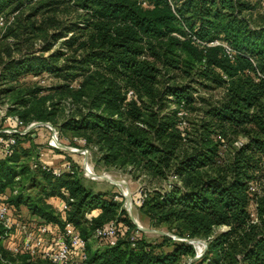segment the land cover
<instances>
[{
	"label": "trees",
	"instance_id": "trees-1",
	"mask_svg": "<svg viewBox=\"0 0 264 264\" xmlns=\"http://www.w3.org/2000/svg\"><path fill=\"white\" fill-rule=\"evenodd\" d=\"M146 1L148 6L136 0H0V13L26 2L34 4L32 15L55 11L64 2L81 12L79 21L46 33L43 50L50 49L49 38L57 39L63 30L71 33L64 44L74 49L65 63L57 64L63 53H32L5 66L12 74L45 71L64 80L59 87L73 109L61 129L84 133L86 145L99 150L105 166L159 184L176 176L169 187L148 191L139 208L153 224L168 226L185 240L163 235L162 242H150L140 235L132 246L128 236L135 224L126 210L86 187L75 176V165L60 176L38 169L43 183L32 197L13 183L28 169L19 171L9 159H0V192L17 186L10 198L16 209L25 206L31 216L50 222L60 215L44 196L67 199V219L87 239L97 226L111 219L121 222L125 228L116 245L92 248L88 243L93 264H182L195 255L189 238L207 243L192 264H264V189L256 215L249 211L250 183L255 172H264V24H250L243 12L251 7L244 0ZM47 22L60 23L54 16ZM213 40L227 42L234 58H227L221 45L207 44ZM199 79L222 88L223 96L207 106L205 118L186 120L181 127L177 109L195 101L191 84ZM36 93L18 97L28 107L24 115L15 114L25 123L52 121L53 111ZM216 129L248 134L247 142L222 163L219 142L212 139ZM93 209L100 210L93 219L102 223L85 235L76 219ZM0 244L3 256L16 264H51L32 263L25 255L14 258L1 239Z\"/></svg>",
	"mask_w": 264,
	"mask_h": 264
},
{
	"label": "rangeland",
	"instance_id": "rangeland-1",
	"mask_svg": "<svg viewBox=\"0 0 264 264\" xmlns=\"http://www.w3.org/2000/svg\"><path fill=\"white\" fill-rule=\"evenodd\" d=\"M168 1L171 5H173V3H175L177 0ZM244 1L249 3L251 7L249 10L243 12L250 24H264V0ZM32 5H34L33 2H26L19 7H7L3 12L0 13V106L2 108L8 109V114L16 113L18 111L20 114L24 115V111L26 109L25 107L28 106H23L20 102H18L17 98L37 92L36 96L45 97L44 106L48 110L50 109L53 111V120L41 121L35 119V122H49L51 126L58 132L59 141L62 143V145H65L68 148L50 147L48 145V141L51 136V131L46 126H38L33 131H31L29 136H25L23 139L21 138L18 140V145L14 150V154L8 160L12 161V164L15 163L19 171L22 168H27L29 171V173L24 175L17 174V177L14 178L13 183L19 186L24 195L30 194L32 197H34L38 192L41 191V184L43 182L39 179L40 176L35 174L38 168H30L31 162H43L47 163L51 167L57 168L61 167L63 162L70 160L71 163L75 165L74 168L77 170V174L75 176L86 187H91L93 191L105 193L107 195L106 197L113 198L119 204L120 208H124L126 210L128 216V209L131 211V214L137 219V223L139 225L144 228L153 229V231L142 230L140 235L144 237V239L150 242H162L163 235L158 231L165 232L166 236L173 235L181 239L182 237L180 238L177 236V234H175L174 229L168 226L153 224V222L148 217L142 215L141 209L139 208V195L143 192L151 191L154 188H162L167 186L170 181L173 180L171 178V174L168 175L166 180L159 184L157 182H149L144 180L142 177L133 178L122 168L105 166L99 159V150L96 147H90L86 145V135L84 133H75L61 129V124L73 109L72 106H70L68 99L62 95V91L59 87L65 83L64 80L45 71L37 74L26 71L12 74L6 69L5 65L8 62L18 61L24 56L32 53L35 55H43L45 57L53 53H63V56H60L57 59V64L62 65L65 63V59L68 57V55H71V52L74 49V47L69 48L66 44H64V41L71 35L70 32L65 30L61 32L62 34L60 36H57V39L52 40L49 38V40L52 42L50 49L43 50V47L46 43L48 33L52 34L54 32H59L62 30L64 25L66 26L68 23L79 21L80 19L78 18V14L81 12H77V10H75L71 4L64 2L59 4L55 11L39 12L38 14L32 15ZM52 16L56 17L60 23L54 26H47L48 18ZM32 24L33 26H31ZM38 25L47 27V32L44 30H36V26ZM10 28L14 29V31H11ZM76 33L80 32L77 31ZM178 80L180 79L178 78ZM72 84L75 85L76 82H72ZM191 85L195 89L193 92L195 101L185 107L187 112L185 119L187 121L199 122L201 119L205 118L204 111L207 106L211 103L214 104L216 101L221 99L223 96V89L215 87L213 84L202 79L193 82ZM172 107L175 108L177 106L172 105ZM177 110H179V107ZM212 139L219 142V162L222 163L224 160L232 157L236 148L247 142L248 134L243 131L236 133L228 131L226 134H223L218 129H216L212 134ZM70 148H78V150L81 151L87 150V153L85 155L80 151H72ZM85 156L87 157V164L91 167L93 173L96 175H107L111 180L117 182V184L107 179L100 177L93 178L87 175L83 166V159ZM255 175V179L250 183L254 187V190H251L252 195L249 202V211L253 217L256 215L257 199L259 196H262L264 189V172H255ZM31 177L34 178L33 181H30ZM125 194L129 196L130 205ZM44 197L47 202L51 204L52 198L55 196ZM57 198L58 202H53L55 204L57 215H60L58 209L62 201L67 204V211L70 213L71 208L69 201L64 198ZM98 210L99 209H93L91 211H87L83 214L82 218L76 219L82 233L85 235H88L91 232V229L94 225L102 223V221H96L93 219L95 216H97L95 213ZM20 211L23 216L28 217L29 211L27 212L25 206H22ZM51 222H54L59 226L61 225L60 220L56 221V219H53ZM221 229H223V227L217 229V231H220ZM189 239L205 240L203 238ZM189 239H187V241L190 243ZM102 243V241L91 240L90 246L92 248L97 247V245L103 246ZM192 245L199 250L202 249L201 243L192 242ZM192 258L193 257H187L186 259L185 257L184 260H186L183 261L182 264H187V261ZM37 260L42 259L31 260V262L36 263Z\"/></svg>",
	"mask_w": 264,
	"mask_h": 264
},
{
	"label": "built area",
	"instance_id": "built-area-1",
	"mask_svg": "<svg viewBox=\"0 0 264 264\" xmlns=\"http://www.w3.org/2000/svg\"><path fill=\"white\" fill-rule=\"evenodd\" d=\"M142 6H148L146 0H136ZM210 46L221 45L227 58L233 59L235 50L225 41L213 40L207 43ZM128 95H133V91L129 90ZM6 108L0 106V159H9L14 154V150L18 145V140L28 136L31 131L40 125L32 121L25 123L17 114L7 113ZM179 117V126L186 125V110L183 104L179 106L177 111ZM51 136L48 145L53 148H59L62 144L59 141L58 132L48 125ZM54 132V133H52ZM55 139V141L53 140ZM70 150L80 151L86 154L87 150L81 151L78 148H70ZM30 168H38L43 171L51 172L54 176H60L63 172L71 171L73 164L71 161H65L61 167H51L47 163L31 162ZM172 181L176 180V176H171ZM171 181V182H172ZM171 183L167 185L170 186ZM250 190L254 187L250 185ZM18 192L17 186L12 188L6 187L0 192V226L3 229L0 239L3 249L12 257L25 255L28 260L42 259L51 264H93L89 262L87 246L93 241H102L105 246L116 245L119 237L123 235V225L117 219H111L101 226H97L90 238H84L78 228L67 219V204L62 201L58 211L60 214L61 225L46 221L36 215L25 217L21 211L17 210L11 202L12 195ZM147 196V192H143L139 196V202ZM142 230L135 226L134 230L129 232L128 239L131 245H135V241ZM173 239H179L171 235ZM101 246V245H97ZM191 259L187 264H191ZM17 261L11 260L0 251V264H16Z\"/></svg>",
	"mask_w": 264,
	"mask_h": 264
},
{
	"label": "water",
	"instance_id": "water-1",
	"mask_svg": "<svg viewBox=\"0 0 264 264\" xmlns=\"http://www.w3.org/2000/svg\"><path fill=\"white\" fill-rule=\"evenodd\" d=\"M36 125H48V126H51V124L49 123V122H37L36 123ZM52 133H54V132H52ZM61 147H64V148H68L67 146H65V145H63L62 146V144L60 145ZM86 155V154H85ZM86 163H87V157L85 156L84 157V159H83V166H84V170L86 169ZM98 177H100V178H103V179H107V180H110V181H113V180H111L110 179V177H108L107 175H98ZM114 183H117V182H115L114 181ZM125 196H126V198L128 199L127 201L129 202V205H130V200H129V196L128 195H126L125 194ZM128 212H129V216H130V218H131V220H132V222L134 223V224H136V226H138L141 230H144V231H153V229H148V228H144V227H142L141 225H139L138 223H137V220L135 219V217L131 214V211L128 209ZM224 228L225 227H223V229H221V230H224ZM159 233H161L162 235H165L166 233L165 232H163V231H158ZM189 241H190V243L192 244V242H196V243H201L202 244V249H197V248H195V255H194V257L192 258L193 260H195V259H197V258H199L203 253H204V251H205V249H206V245H207V243H206V240H201V239H198V240H192V239H189ZM191 259V260H192ZM190 260V261H191Z\"/></svg>",
	"mask_w": 264,
	"mask_h": 264
},
{
	"label": "bare ground",
	"instance_id": "bare-ground-1",
	"mask_svg": "<svg viewBox=\"0 0 264 264\" xmlns=\"http://www.w3.org/2000/svg\"><path fill=\"white\" fill-rule=\"evenodd\" d=\"M53 140L55 141V139L53 138ZM63 146V145H62ZM86 173H87V175H89V176H91V177H93V178H97L98 177V175H96L95 173H93V171H92V169H91V167L86 163ZM99 178V177H98ZM114 182V181H113ZM117 184V183H116ZM136 219V218H135ZM137 220V219H136Z\"/></svg>",
	"mask_w": 264,
	"mask_h": 264
},
{
	"label": "crops",
	"instance_id": "crops-1",
	"mask_svg": "<svg viewBox=\"0 0 264 264\" xmlns=\"http://www.w3.org/2000/svg\"><path fill=\"white\" fill-rule=\"evenodd\" d=\"M63 164H64V162H63ZM55 199H56V201H55ZM50 202H51V201H50ZM53 202H55V203L58 202V198H57V197L52 198V202H51V204H52V205L54 206V208H55V204H54ZM21 208H22V207H21ZM27 212H28V210H27ZM99 212H100V211L98 210L95 214H98ZM29 215H30V214H29ZM29 215H28V217L31 216V215H30V216H29Z\"/></svg>",
	"mask_w": 264,
	"mask_h": 264
}]
</instances>
